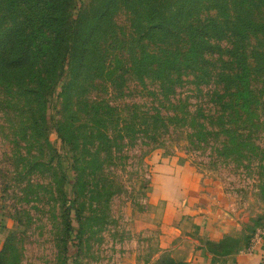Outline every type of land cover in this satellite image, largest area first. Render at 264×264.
I'll use <instances>...</instances> for the list:
<instances>
[{
  "label": "rangeland",
  "instance_id": "obj_1",
  "mask_svg": "<svg viewBox=\"0 0 264 264\" xmlns=\"http://www.w3.org/2000/svg\"><path fill=\"white\" fill-rule=\"evenodd\" d=\"M6 1L0 0V26L13 36L28 33L21 14L10 19ZM62 1L71 14L76 2L87 16L103 0ZM248 1L253 10L246 18L263 25L233 46L247 65L246 101L221 79L235 69L230 55L184 59L187 32L204 8H195L171 37L136 41L160 0H116L97 45L119 87L92 70L79 106L76 85L65 89L69 72L43 108L40 92L25 87L28 78L0 69V220L7 229L0 264H160L170 252L156 243L158 229L141 227L137 217L155 198L173 196L170 185L192 178L195 207L220 206L246 240L264 235V0ZM141 44L155 61L170 55L172 81L132 65ZM94 101L110 104L112 118L98 121L88 108ZM147 112L171 117L166 130L144 132ZM64 174L68 194L75 190L78 238L65 232ZM226 238L224 246L201 242L222 251L240 239Z\"/></svg>",
  "mask_w": 264,
  "mask_h": 264
},
{
  "label": "trees",
  "instance_id": "obj_2",
  "mask_svg": "<svg viewBox=\"0 0 264 264\" xmlns=\"http://www.w3.org/2000/svg\"><path fill=\"white\" fill-rule=\"evenodd\" d=\"M8 1L11 3V7L8 9L10 10V19L17 20L18 15L21 14L22 21L29 25L31 30L21 36H13L12 30H4L0 26V69L4 76L14 79L28 78L25 80V87L29 92L32 94L40 92L42 100L36 99L38 105L46 107L52 89L55 85L60 83L62 85L68 72L70 82L65 84V89L76 85L78 95L76 104L78 103V106L81 104L79 99L85 93V85L92 70L97 71L99 76L104 75L113 87H119L116 83V72L106 70L104 59L100 54V47L97 45V41L105 30L109 13L117 3L116 0L101 1L100 4L92 8L87 16L85 12L84 14L81 12V6L77 7L74 2L73 10H76V13L72 12V14L76 17L67 11L66 4L62 0H7L6 2ZM252 2L248 0H160L158 5L153 6L152 21L138 32L136 41H152V38L158 35L164 38L171 37L174 35L177 25L189 23L188 17L195 8H204L206 15L203 19L195 22L197 24H191L192 30L187 32L188 44L183 52L184 59L191 62H207L211 61L209 56L215 54L221 58L223 55H230L229 62L235 64V69L221 73L220 75L223 77L221 79L225 81L226 85L230 82V87L235 89V93L243 101H246L250 94L247 65L245 57L241 52L233 51L235 49L233 46L237 45V42L242 43L247 34L255 33V30L263 25L253 19L246 18V15L253 10ZM5 17L7 16L5 15ZM192 22L194 21L192 20ZM13 23L16 25L15 22ZM224 40L229 44L228 47L221 44ZM140 47L138 54L133 57L132 65L147 72L153 68L161 79L172 81L170 55L165 54L161 61H155L154 52H148L142 44ZM96 62L98 66H94L93 69L92 66ZM56 71L57 76L53 79L52 75H55ZM33 75L35 79L32 78ZM36 84L41 86L40 90ZM85 106H88L87 102H85ZM88 108L89 111H93V115L97 117L98 121H106L101 120L103 118H112L113 107L110 104H105L104 101L96 103L94 101ZM105 108L106 110H103ZM110 113L111 115H109ZM106 114L108 116H105ZM143 119L144 128L142 129L146 128L147 130L144 132H147L149 127L166 130L167 122L171 117H165L160 112L156 114L147 112ZM56 132L59 135V131L56 130ZM152 139L156 140L157 138ZM63 181L66 183L64 189L65 232L70 238H78V227L75 229L73 225V219L79 224L74 200L75 190L73 188V194H68L69 180L66 174L63 175ZM5 240L0 249V255L4 249ZM229 240L225 238L218 243H209L215 247L224 246ZM229 249L222 251H229ZM160 264L184 263L169 255L167 260L161 261Z\"/></svg>",
  "mask_w": 264,
  "mask_h": 264
},
{
  "label": "crops",
  "instance_id": "obj_3",
  "mask_svg": "<svg viewBox=\"0 0 264 264\" xmlns=\"http://www.w3.org/2000/svg\"><path fill=\"white\" fill-rule=\"evenodd\" d=\"M195 183V178L185 180L180 187L168 182L174 195L152 200L149 209L137 217V223L158 229V246L184 264H264V235L253 242L246 240L239 224L220 206L195 207ZM6 232L0 220V249ZM228 235L240 237L229 251H214L201 242L218 243Z\"/></svg>",
  "mask_w": 264,
  "mask_h": 264
}]
</instances>
